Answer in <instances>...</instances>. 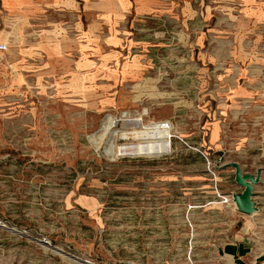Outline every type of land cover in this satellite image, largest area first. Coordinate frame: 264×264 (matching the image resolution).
<instances>
[{
  "label": "rangeland",
  "instance_id": "rangeland-1",
  "mask_svg": "<svg viewBox=\"0 0 264 264\" xmlns=\"http://www.w3.org/2000/svg\"><path fill=\"white\" fill-rule=\"evenodd\" d=\"M182 1L188 12L130 18L102 45L9 23L0 2V264H84L53 248L90 264H232L226 247L245 236L264 250V0ZM225 79L241 102L225 105ZM218 110L228 142L247 144L254 214L210 148ZM108 117L119 133L169 121L170 148L108 155L135 142L98 139Z\"/></svg>",
  "mask_w": 264,
  "mask_h": 264
},
{
  "label": "crops",
  "instance_id": "crops-1",
  "mask_svg": "<svg viewBox=\"0 0 264 264\" xmlns=\"http://www.w3.org/2000/svg\"><path fill=\"white\" fill-rule=\"evenodd\" d=\"M0 2L6 21L9 23L13 22V16H15L36 20L34 30H79L80 34L87 36L91 32L90 37H95L92 41L97 45H102L105 37H108L111 43L119 38L116 34L113 37V32L119 31L123 22L130 18L133 22H137L153 14L166 13L170 9L175 14L180 11L188 12V7L183 6V1L177 6L178 0H0ZM112 27L114 30L109 32V28L112 29ZM7 28L11 27L8 25ZM221 94L224 96L225 105L230 99L241 102L245 97L242 90L231 79H225ZM216 112L210 148L215 153L227 156L223 166L237 162L242 166V171L246 172L247 170L243 168L245 164L240 158L246 154L247 144L238 138L228 142L226 121L222 114L224 111ZM182 147L187 149L184 145ZM173 157L171 155L165 158ZM226 167L228 170L225 173L234 175L232 168ZM226 251L228 257L232 256V264H264V250L254 248L249 237H241L238 241L230 243Z\"/></svg>",
  "mask_w": 264,
  "mask_h": 264
},
{
  "label": "bare ground",
  "instance_id": "bare-ground-1",
  "mask_svg": "<svg viewBox=\"0 0 264 264\" xmlns=\"http://www.w3.org/2000/svg\"><path fill=\"white\" fill-rule=\"evenodd\" d=\"M139 121H140L139 119H132V120L125 119L124 124H132V127H137ZM116 123L117 120H114L110 117L106 118V120L103 121L102 126L100 128L98 139H101L105 134L110 133L111 135L119 134L121 137L125 139H128L130 136H134L135 142L123 143L117 147V150L114 149V145L111 143L112 144L111 147L106 151L108 155L115 154L116 156H124V155L158 156L161 153L167 152L168 149L170 148V138H171L172 129L171 127H169L170 125H168V127H165L164 121L151 122L145 127L143 126L141 130H132V131L124 130L121 131L120 133L119 131L113 130L114 126H116ZM45 245L46 247H51L47 243ZM53 250H55L56 252L62 255L68 256L64 251L58 248H53Z\"/></svg>",
  "mask_w": 264,
  "mask_h": 264
},
{
  "label": "water",
  "instance_id": "water-1",
  "mask_svg": "<svg viewBox=\"0 0 264 264\" xmlns=\"http://www.w3.org/2000/svg\"><path fill=\"white\" fill-rule=\"evenodd\" d=\"M226 166L234 168V181L240 187H242V191L239 194L233 196V202L236 208L243 213H249V214L255 213L257 210V207L255 205V202L252 200V195H253V190H254V184L257 182L258 178L254 177L253 175L249 173H243L241 171L240 166L237 164V162H231L227 164ZM66 254L74 262H77V263L81 262L84 264H89L87 260L85 259H81L70 253H66Z\"/></svg>",
  "mask_w": 264,
  "mask_h": 264
},
{
  "label": "built area",
  "instance_id": "built-area-1",
  "mask_svg": "<svg viewBox=\"0 0 264 264\" xmlns=\"http://www.w3.org/2000/svg\"><path fill=\"white\" fill-rule=\"evenodd\" d=\"M6 48H7V46L5 44L0 43V51H5ZM168 125L172 126V124L169 121H166L165 127H168ZM204 157L206 158L205 155H204ZM208 164H209V162H208ZM213 175L215 176V174H213ZM214 188L216 189V184H214ZM218 196L222 199V202H228L229 201V198L228 197L226 198V196H222V195H219V194H218Z\"/></svg>",
  "mask_w": 264,
  "mask_h": 264
}]
</instances>
